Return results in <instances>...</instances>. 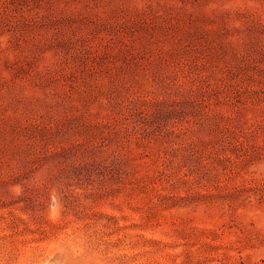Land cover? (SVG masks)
Here are the masks:
<instances>
[{
    "label": "rangeland",
    "instance_id": "obj_1",
    "mask_svg": "<svg viewBox=\"0 0 264 264\" xmlns=\"http://www.w3.org/2000/svg\"><path fill=\"white\" fill-rule=\"evenodd\" d=\"M0 264H264V0H0Z\"/></svg>",
    "mask_w": 264,
    "mask_h": 264
}]
</instances>
